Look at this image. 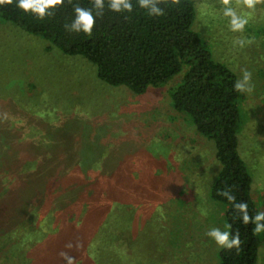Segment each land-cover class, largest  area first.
Returning <instances> with one entry per match:
<instances>
[{
  "label": "rangeland",
  "instance_id": "1",
  "mask_svg": "<svg viewBox=\"0 0 264 264\" xmlns=\"http://www.w3.org/2000/svg\"><path fill=\"white\" fill-rule=\"evenodd\" d=\"M232 6L249 17L242 32L231 31L220 0L196 2L194 29L238 80L242 69L252 74L254 90L242 92L239 151L253 178V198L264 211V4L255 11L235 0ZM180 78L137 95L103 83L84 58L65 56L44 39L0 23V194H15L13 170L43 174L44 189L27 194V201L12 200L34 211L33 224L16 232L31 238L32 253L47 254L41 246L57 238V227L74 225L75 234L88 236L89 199L83 198L95 195L108 176L106 183L122 191L123 264H218L221 248L206 233L228 230L225 206L210 196L220 167L215 143L173 107L169 90ZM63 187L74 198L82 190L76 198H82V208ZM104 200L101 194L99 211ZM258 264H264V246Z\"/></svg>",
  "mask_w": 264,
  "mask_h": 264
},
{
  "label": "trees",
  "instance_id": "2",
  "mask_svg": "<svg viewBox=\"0 0 264 264\" xmlns=\"http://www.w3.org/2000/svg\"><path fill=\"white\" fill-rule=\"evenodd\" d=\"M197 1L180 0L178 5L162 3L158 6L165 15L155 17L140 8L137 0H132L131 13L110 11L108 0H104V15L97 18L91 37L83 32L70 33L64 27L65 24L71 27L73 5L78 3L90 8V0H73V4L65 0L62 7L54 10L52 17H45L44 20L18 9L14 0L11 5L0 6V23L14 25L44 39L65 56L84 58L97 68L98 78L103 83L126 87L137 95L145 94L150 87H165L180 76V81L169 90L173 107L187 115L197 133L215 143L220 170L211 183L210 196L216 203L225 206L224 219L226 225H231L228 231H239L240 234V249H221L218 264H258L260 250L264 246V231L254 234L255 225L244 224L241 214L220 194L230 190L237 203L247 202L248 213L252 217L261 211L253 198L255 185L252 175L239 151V136L245 124L244 97L242 92L234 90L233 85L238 81L236 74L215 60L208 43L194 29ZM13 172L17 183L15 194H0V246L6 249L5 252L0 251V264H69L61 253L71 257L74 264H123L119 248L124 245L120 236L124 231L125 217L124 206L118 199L122 193L120 185L111 187L110 183H106L107 176L103 183L99 181L95 187V195L85 193L88 197L83 199H89L88 219L91 223L87 226L90 230L88 236L75 234L74 225L72 230L65 225L57 227V238L51 243L45 240L41 246L46 245L43 249L47 248V254L42 249L34 254L30 249L31 238L16 235L22 227L33 224L31 217L34 211L28 203L13 202L19 199L27 201V194L44 189L43 174H34L29 170L25 174ZM116 176L112 174L110 178L114 181ZM63 189L64 195L74 202L76 208L83 207L79 203L82 198L77 200L81 189L77 199L68 195L72 193L70 187ZM101 194L105 195L102 206L100 204L104 209L99 211L95 205ZM111 196L117 198L112 200ZM20 249L24 252L20 253Z\"/></svg>",
  "mask_w": 264,
  "mask_h": 264
},
{
  "label": "clouds",
  "instance_id": "3",
  "mask_svg": "<svg viewBox=\"0 0 264 264\" xmlns=\"http://www.w3.org/2000/svg\"><path fill=\"white\" fill-rule=\"evenodd\" d=\"M14 0H0V6L11 5ZM68 4H73V0H67ZM180 0H137L138 6L142 9H146L149 16L161 17L165 15L164 10L159 7L160 4H172L178 5ZM224 6L223 15L230 18V29L233 32H242L245 26L248 24L249 17L239 15L236 9L232 6L233 0H220ZM65 0H16V7L22 10L24 13H32L38 19L44 20L45 17H52L54 10L58 7H62ZM91 7L84 8L80 4L73 5L74 19L69 24H65V29L72 33L83 32L86 36L91 37L93 28L96 25L98 17L104 15V0H90ZM237 6H243L249 10L255 11L258 4H264V0H235ZM108 9L113 12L122 13L133 11L132 0H108ZM99 10V11H97ZM241 46L243 42L241 41ZM252 74L247 69H242V79L236 81L233 85L234 90L237 92L251 93L254 90V86L251 85ZM4 120L8 119L7 113L4 114ZM225 196L226 199L233 204L235 211L241 214V219L244 224H254L253 233L257 234L264 231V211H259L254 217L248 213L247 202H236V197L231 194L230 190H225L220 193ZM227 229H231V225H226ZM206 235L213 239L215 243L221 249L231 250L233 248L239 250L241 247V240L239 231L232 233L231 231H222L220 228H211ZM69 264H74L71 257H67L65 253H61Z\"/></svg>",
  "mask_w": 264,
  "mask_h": 264
}]
</instances>
